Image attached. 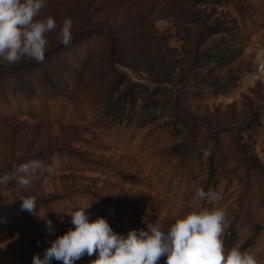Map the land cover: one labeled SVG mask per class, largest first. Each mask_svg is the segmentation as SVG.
<instances>
[{"label": "rangeland", "instance_id": "rangeland-1", "mask_svg": "<svg viewBox=\"0 0 264 264\" xmlns=\"http://www.w3.org/2000/svg\"><path fill=\"white\" fill-rule=\"evenodd\" d=\"M49 15L42 63L0 62V264L42 259L89 204L125 237L166 229L198 189L221 197L201 203L226 209V250L252 239L264 264V0H47Z\"/></svg>", "mask_w": 264, "mask_h": 264}, {"label": "clouds", "instance_id": "clouds-1", "mask_svg": "<svg viewBox=\"0 0 264 264\" xmlns=\"http://www.w3.org/2000/svg\"><path fill=\"white\" fill-rule=\"evenodd\" d=\"M46 6L47 0H0V62L5 66L25 58L38 63L45 60L48 34L57 28L51 15L38 18ZM72 29L73 20L64 18L57 39L65 47L74 39ZM5 179L0 178V183ZM18 182L27 186L30 181L21 177ZM17 199L22 201V211L36 214L35 196L21 194ZM220 199L216 191L198 189L191 210L166 229L148 224L147 230H130L126 237L116 234L103 217L90 222L85 211L89 204L69 213L74 229L51 241L42 259L34 255L32 264H51L53 259L74 264L85 254L91 257L95 253L97 258L90 264H160L162 257L165 264H259L251 248L242 251L234 246L226 250L222 237L231 224L226 209L201 203L206 200L214 205ZM46 227L54 232L51 220L46 221Z\"/></svg>", "mask_w": 264, "mask_h": 264}, {"label": "trees", "instance_id": "trees-1", "mask_svg": "<svg viewBox=\"0 0 264 264\" xmlns=\"http://www.w3.org/2000/svg\"><path fill=\"white\" fill-rule=\"evenodd\" d=\"M209 31H210V33L211 34H216V33H219L220 31L219 30H217L216 28H211V29H209ZM222 32V31H221ZM214 59H213V61L215 62V63H217V62H219V59H217L216 57H213ZM231 228H232V225H230L228 228H227V232H226V234H225V238H224V241L225 242H227V240H228V238L230 237L229 235H228V232L231 230ZM258 230H260V229H257V231ZM252 247V239H249V240H247L245 243H243L242 244V246L240 247V249L243 251V250H245V249H249V248H251Z\"/></svg>", "mask_w": 264, "mask_h": 264}, {"label": "built area", "instance_id": "built-area-1", "mask_svg": "<svg viewBox=\"0 0 264 264\" xmlns=\"http://www.w3.org/2000/svg\"><path fill=\"white\" fill-rule=\"evenodd\" d=\"M256 75L258 77H264V65L258 64V67L256 69Z\"/></svg>", "mask_w": 264, "mask_h": 264}]
</instances>
